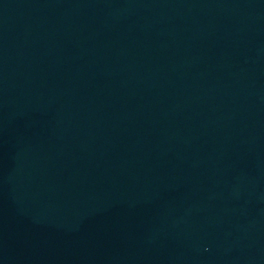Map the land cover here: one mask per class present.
I'll return each mask as SVG.
<instances>
[{
  "label": "water",
  "instance_id": "95a60500",
  "mask_svg": "<svg viewBox=\"0 0 264 264\" xmlns=\"http://www.w3.org/2000/svg\"><path fill=\"white\" fill-rule=\"evenodd\" d=\"M0 264H264V0H0Z\"/></svg>",
  "mask_w": 264,
  "mask_h": 264
}]
</instances>
